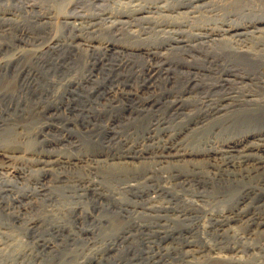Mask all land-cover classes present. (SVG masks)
I'll return each instance as SVG.
<instances>
[{"label":"rangeland","instance_id":"obj_1","mask_svg":"<svg viewBox=\"0 0 264 264\" xmlns=\"http://www.w3.org/2000/svg\"><path fill=\"white\" fill-rule=\"evenodd\" d=\"M238 256L264 264V0H0V264Z\"/></svg>","mask_w":264,"mask_h":264},{"label":"bare ground","instance_id":"obj_2","mask_svg":"<svg viewBox=\"0 0 264 264\" xmlns=\"http://www.w3.org/2000/svg\"><path fill=\"white\" fill-rule=\"evenodd\" d=\"M191 1H193V0H191ZM254 4H255V3H254ZM260 33H261V32H260ZM237 236H238V235H237ZM242 237H243V236H242ZM243 238H244V237H243ZM239 239H240V238H239ZM241 240H242V239H241ZM241 240H240V241H241ZM244 241H245V240H244ZM244 241H243V242H244ZM241 242H242V241H241ZM245 244H246V243H244L243 245L245 246ZM239 246L242 247V245H240V244H239ZM244 248H246V247H243V249H244ZM248 248H249V247H248ZM240 251H241V249H240ZM238 253H239V252H238ZM241 253H242V252H241ZM241 256H242V255H241ZM241 256H238V257H237L238 263H239V264H244V263H243V259H244V258H242ZM244 262H245V261H244Z\"/></svg>","mask_w":264,"mask_h":264}]
</instances>
